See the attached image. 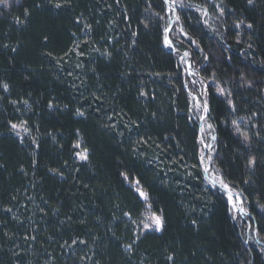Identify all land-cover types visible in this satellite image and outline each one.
<instances>
[{
	"label": "trees",
	"instance_id": "16d2710c",
	"mask_svg": "<svg viewBox=\"0 0 264 264\" xmlns=\"http://www.w3.org/2000/svg\"><path fill=\"white\" fill-rule=\"evenodd\" d=\"M61 2V9L45 0L0 6V84L9 86L8 92L0 87V264H264L260 248L244 245L246 222L238 215L233 221L224 194L204 183L184 89L200 94L202 83L182 73L162 46L167 21L151 15H165L162 0ZM183 3L179 23L199 45L187 42L185 50L207 83L217 137L211 167L246 198L243 206L264 244L258 207L264 205V169L250 174L245 167V157L264 155V0L251 6L223 0L224 17L216 7L221 0ZM196 6L207 10L216 33L203 27ZM241 19L253 28L238 36L233 23ZM212 83L231 91L235 113ZM78 108L84 117L75 115ZM241 117L248 120L241 125L249 130L248 147L231 126ZM21 119L31 130L23 143L8 125ZM78 138L87 161L74 155ZM136 180L153 211L165 217L160 233L135 232L133 221L144 213L131 187ZM74 239L86 243L73 245Z\"/></svg>",
	"mask_w": 264,
	"mask_h": 264
},
{
	"label": "snow or ice",
	"instance_id": "6c2138e0",
	"mask_svg": "<svg viewBox=\"0 0 264 264\" xmlns=\"http://www.w3.org/2000/svg\"><path fill=\"white\" fill-rule=\"evenodd\" d=\"M45 2H46V5L50 9H61L62 7H64V4L61 2V0H45ZM162 2H163V6L166 10L165 15L162 16V15H160V13H152L151 15L158 18L159 20H166L167 21V25L163 28V33H164L163 42H164L165 47L172 49L173 43L169 39L168 33L172 30L173 23L174 22L179 23V21H180V16L177 15V9L183 8L186 5H184L183 0H162ZM10 3H11V0H0V5H3L5 7H8L10 5ZM247 3L250 6L254 5L255 0H247ZM222 4H223V0H221L220 5L216 6L218 11H219L220 17H224L226 15L224 7L221 6ZM37 7H40V5L38 4ZM149 7H151V5H149ZM196 10L200 11L203 16H208V12L206 9H203L200 6H196ZM145 11L147 12L148 9L146 8ZM168 13H171V15L169 16ZM24 14H25V16L29 15L28 10H25ZM125 18L130 19L128 17H125ZM17 23L22 24V23H24V21L17 18ZM141 23L144 24L145 28L148 27V22H146L145 20H142ZM204 23L207 24L208 21L205 20ZM84 27L86 29H90L91 26L88 24H85ZM233 27L237 30V35L239 36L240 30L242 28L252 29L253 24L252 23H245V21L243 19H241V20L234 21ZM180 33H181V35L185 36L188 40H190L192 45H195L197 48H199V45L197 44V42L195 40H192L191 37H188L187 33L184 32L182 27L180 28ZM131 35L133 37H136L138 35V33L132 32ZM239 42L240 41L238 40V43ZM133 43H135V40L133 41ZM4 47H7V45H5ZM248 47L251 48L252 45L249 44ZM13 51H15V49H13ZM97 51H98V49H97ZM200 51L203 52V49H200ZM102 55H104L105 57H108L111 55V53H109L106 50L104 53H102ZM188 56H189V53L187 51H185L183 56L181 57V61H183V63H185V64H188V61L185 59ZM204 59L207 60L208 56L205 55ZM185 71H188V69L186 68ZM189 74L194 75L195 73L189 72ZM240 79L244 84H250L251 83L250 81H247L244 79L243 74H241ZM193 83H195V81H193ZM0 87H2L5 92H8V90H9V86L6 83L0 84ZM217 93H218V95L225 97L229 110L232 113H235L237 111V108H236L234 100L231 98L232 97L231 91H228L223 87H217ZM145 95H146L145 92H143V91L140 92V96H145ZM190 95H191V93H190ZM202 95L206 96L207 93H202ZM193 99H195V97H193ZM11 103H13L15 105L16 101H11ZM23 103L25 104L26 107H28V110L30 111L31 109H30V106H28V102L25 100V101H23ZM47 106L49 109H52L54 107V104L52 101H49ZM65 107H67V106L65 105ZM195 107L197 110H202L201 114L199 115V120L201 121V123L199 125L200 132L204 133L205 132V125H207V129L209 130L208 134L211 137V140L213 142H215L217 137L213 134L214 133V125L211 123H208V120L210 118L209 114L211 112L209 101L207 99H204L202 102L197 101ZM75 115L78 117H84L85 112L81 111L78 108L75 112ZM153 115H155V114H153ZM255 115H257V113H253V116H255ZM250 119L251 118H249V120ZM247 124H248V120H245V118H243V117L239 118V120L233 119L231 121V126L233 128L234 133L237 134L238 138H240L242 144H244L245 147L250 146L251 137L249 135V130H242L241 125H247ZM8 125H9L10 131L15 133V135L17 137H21V143L24 142L23 136L31 135V130L27 126L28 122L26 120L21 119L18 123L9 121ZM250 127L256 128L257 125L252 124V125H250ZM49 135H51V134H49ZM256 136L259 138V136H260L259 131H257ZM77 137H79V131H77ZM262 139H264V138H262ZM32 143L37 145V147H38V143H37L36 138H32ZM199 143L202 144L205 149L215 151L212 144L205 143V141L203 139H200ZM73 148L78 150L74 153V155L80 161H87L89 159L88 149L82 147L81 139L78 138L76 140V142L73 144ZM245 159H246L245 167L248 169L250 174H255V172L258 170V167H259V169H264V155H262L259 158L255 155H249V156L245 157ZM200 161H201L202 165H205L203 167V172L209 173V167L207 165L213 163V156L207 155V161H205V153L201 152ZM33 163L35 164V161H33ZM50 171L53 172L54 174H58V175L62 176V173H58L56 169H50ZM212 171L217 173V175L210 176L209 179H210L211 183L213 184V186L219 184V186L221 188L225 189L228 192V202L230 204V210L233 212L239 213L241 216H250V213L243 206V200L246 199V198H243V194L234 192L233 189L227 183H225L224 175H223V172L221 169L213 168ZM120 175L124 178L125 181H127L129 179L128 176L124 172H121ZM244 183L248 184L249 181L245 180ZM131 187H132V190L135 192L138 200L144 206V213H142L143 218L138 222L133 221V223H138L139 225H142V231H145V232H147V231H153V232H157V233L162 232L164 230V226H165V217H164L163 213L161 212V213L157 214L155 211H153L152 204L150 203V199H151L150 195L146 190L143 189L139 180H136L131 185ZM258 207H261V209L264 210V205H258ZM5 211L11 212L12 210L10 208H8V209H5ZM57 211H58V209H57ZM123 215L125 217H127L129 220H131V212L126 211L123 213ZM232 219L235 220L236 216L233 215ZM196 223H197L196 220L192 221L193 225H196ZM33 239H35V237H33ZM77 243L85 244L86 241L82 240V239H78V240L74 239L72 241L73 245L77 244ZM133 243H135V241H133ZM245 243H247V241H245ZM124 247H125L126 251H128V252L132 251V246L130 244L125 245ZM262 251H264V249H262ZM168 260L169 261L173 260V257L171 255H169Z\"/></svg>",
	"mask_w": 264,
	"mask_h": 264
},
{
	"label": "rangeland",
	"instance_id": "374dc122",
	"mask_svg": "<svg viewBox=\"0 0 264 264\" xmlns=\"http://www.w3.org/2000/svg\"><path fill=\"white\" fill-rule=\"evenodd\" d=\"M15 1H17V0H11V3L15 2ZM0 6H3V5H0ZM192 10H194V9H192ZM194 12L199 17V20H200L201 24L203 25V27L209 33H211V34L216 33L215 28L211 25L210 19L207 18V16H203L202 13L200 11H197V10H194ZM205 20L208 21L207 24L204 23ZM180 28H181V25H180V23H178L177 27L171 32L170 38H171V41L173 43L174 48H176L178 51L184 53L185 51H187V50H185V46L186 45L190 44V46H194V47H196V46L192 45L191 42H189V40L185 36L181 35ZM176 60H177V64H179L180 66L183 65V61H181L180 57L176 56ZM204 65H205V59L203 61V65L202 66H204ZM212 84H213L214 88L216 89V93H217V87H223V86L219 85L218 83L217 84L216 83H212ZM223 88H225V87H223ZM184 89H185V91H186V93L188 95V98H189V111H188L189 121L191 123L196 124L197 128H198V137L196 139V145L198 146V149H197V162L199 163V165H201V161H200L201 152L205 153V161H207V155L208 154L206 153V149L203 147V145L199 143V140L203 139L205 141V143L212 144V146L214 147V142H211V137L208 134L209 130L207 129V125H205V132L204 133L200 132L199 125H200L201 121L199 120V115L201 114L202 110H197L196 107H195L197 101H200V102L203 101L202 100V91H201L203 88H202V86L200 87V94L199 93H195V94L191 93V95H190V92L188 91L187 85L184 87ZM193 97H195V99H193ZM223 98H225V97H223ZM204 99H206V96H204ZM208 123H210V120H208ZM76 151H78V150H76ZM210 152L213 155V151L210 150ZM77 160H79V159L77 158ZM210 175L211 176L217 175V173L212 171V167L210 168ZM233 215H235L236 219H237V214H235L233 211H230L229 216L231 217V219H232ZM142 218L143 217L141 216L137 220V222L140 221ZM236 219L235 220L232 219V220L236 221ZM134 228H135V232L145 233V231H142V225H139L138 223H134ZM147 232H153V231H147ZM252 232H253V230H252L251 224H249V227H248V224L246 223L245 226H244V232H243L244 245L245 246H247L248 244L250 245V244L254 243ZM245 241H247V243H245Z\"/></svg>",
	"mask_w": 264,
	"mask_h": 264
},
{
	"label": "water",
	"instance_id": "95a60500",
	"mask_svg": "<svg viewBox=\"0 0 264 264\" xmlns=\"http://www.w3.org/2000/svg\"><path fill=\"white\" fill-rule=\"evenodd\" d=\"M169 14H170V13H168V15H169ZM170 32H171V31H170ZM170 32L168 33V37H169V39H170ZM163 37H164V36H163ZM170 40H171V39H170ZM162 46H163L164 49H168L171 53H174V54H176V55H178V56H180V57H182L183 54H184V53H182V52H180V51H178V50H175V49H173V48H172V49H169V48L165 47L163 40H162ZM185 59L188 61V64H185V63H184V68H185V69H186V68L188 69V71H185L186 74H187L188 76H196L198 79H200L201 82H202V84H203L202 93H206V90H207V83H206V81L203 80V78H202L200 72H199L197 69H193V68L191 67V63H190V61H189L187 58H185ZM189 72H193V73H195V74H194V75H190ZM202 100H204V95H202ZM213 134L216 136L215 132H214ZM211 142H213V141L211 140ZM203 147H204V146H203ZM206 153H207L208 155H212L209 149H206ZM207 166L209 167V173H204V172H203V168H202V177H203V180L206 182V184H207L208 187H210L211 189H214V188L217 189L219 192L224 193L225 196H226V198H228V196H227V195H228V192H227L225 189L221 188V187L219 186V184L213 186V184L211 183V181H210V179H209V177H210V168H211V164H208ZM238 215L240 216V218H241L242 220H245V219L248 217V218L252 221L253 225H255V223H254V221H253L251 215H250V216H241L239 213H238ZM248 227H249V223H248ZM253 236L255 237V231L253 232ZM255 241H256V244H257V245L261 246V244H260L257 240H255Z\"/></svg>",
	"mask_w": 264,
	"mask_h": 264
},
{
	"label": "bare ground",
	"instance_id": "6f19581e",
	"mask_svg": "<svg viewBox=\"0 0 264 264\" xmlns=\"http://www.w3.org/2000/svg\"><path fill=\"white\" fill-rule=\"evenodd\" d=\"M200 166L203 168L205 165H202V164H201ZM227 196H228V195H227ZM229 205H230V204H229ZM234 213H235V212H234Z\"/></svg>",
	"mask_w": 264,
	"mask_h": 264
}]
</instances>
